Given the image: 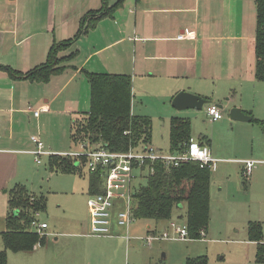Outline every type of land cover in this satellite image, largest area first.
I'll return each instance as SVG.
<instances>
[{"label":"crops","instance_id":"0c3cea01","mask_svg":"<svg viewBox=\"0 0 264 264\" xmlns=\"http://www.w3.org/2000/svg\"><path fill=\"white\" fill-rule=\"evenodd\" d=\"M102 9L96 19L93 13ZM84 19L81 36L59 52L60 71L48 81L27 78L46 62L55 43L79 32ZM92 19L96 22L88 28ZM256 26V0H0V195L28 174L37 149L34 137L46 151L59 153L76 146L73 122L90 110L87 73L129 75L133 88L151 83L171 103L180 91L207 98L210 121L232 131L254 132L250 154L260 158H252L253 170L264 164V81L255 75ZM210 103L226 116L212 120L207 113ZM233 107L253 119H231ZM41 108L45 110L36 115ZM192 138L211 153H222L207 136ZM236 144L234 140V148ZM213 156L216 167L225 160L241 162L245 168L243 161L251 159ZM4 205L0 201V250L5 248L2 234L7 230ZM70 227L81 229L73 221ZM122 230L116 228L117 234ZM61 262L43 258L29 264ZM9 264L16 263L9 259Z\"/></svg>","mask_w":264,"mask_h":264},{"label":"rangeland","instance_id":"374dc122","mask_svg":"<svg viewBox=\"0 0 264 264\" xmlns=\"http://www.w3.org/2000/svg\"><path fill=\"white\" fill-rule=\"evenodd\" d=\"M154 87L151 83L134 87L132 102L133 115H145L151 119L152 146L170 149L171 117L179 114L191 119L192 136H207L214 146L220 147V155L212 150L217 158H260L250 154L254 136L250 128L232 131L228 126L210 121L206 114L207 104L203 109L178 110L162 93H156ZM223 116H226L224 112ZM50 138L52 142L55 140L51 135ZM234 140L237 141L235 148ZM64 149L80 150L81 146L70 145ZM30 164L28 174L17 184L24 186L31 196L45 199L46 207L39 219L49 224V228L44 230L46 243L37 245L31 252L8 250V264L9 259L16 264H29L43 258H57L61 264L72 261L75 264L76 260H81L80 264H187L188 258L198 256H206L208 264H264L258 259V243L250 241L248 236L250 220H260L264 229V164L245 174L241 162H218L212 170L210 223L206 235L186 240L157 238L151 246L141 239L90 234L87 205L90 170L87 166L83 165L76 171L52 170L50 156L46 155L42 156L41 164H37L34 158ZM147 180V177L140 178L137 183L143 186ZM15 186L13 183L6 187L0 195L1 203L2 200L5 202L6 216L14 210L11 192ZM180 213L185 214V207L175 209L173 220L186 222V217ZM72 221L80 223L81 229L71 228ZM168 226L170 234L175 236L170 223ZM131 230L133 234L146 235L149 230L160 234L163 229L161 226L155 229L152 221L138 219Z\"/></svg>","mask_w":264,"mask_h":264},{"label":"trees","instance_id":"16d2710c","mask_svg":"<svg viewBox=\"0 0 264 264\" xmlns=\"http://www.w3.org/2000/svg\"><path fill=\"white\" fill-rule=\"evenodd\" d=\"M122 1V0H120ZM257 26L255 42V75L264 81V0H256ZM117 6V5H116ZM104 9L93 13L96 19ZM92 15V16H93ZM83 20L79 32L70 40L55 43L45 63L41 64L27 78L48 81L60 71L62 48L75 42L83 32ZM92 19L88 28L95 24ZM91 85L90 110L73 122L71 138L76 145L87 142L88 145L100 144L114 151H126L131 146L139 147L151 143V119L147 116L132 114L133 83L129 75L111 73H87ZM191 120L174 116L170 123L171 152H183L192 138ZM52 170H73L80 168L72 157L52 154ZM212 168L200 161L189 160L179 165L166 166L156 163V171L149 175L147 183L136 188L133 198V215L138 220L152 221L157 229L173 220L175 209L185 207L186 224L190 238L198 239L208 230L210 223V201ZM102 191L101 172H90V191L95 194ZM13 212L7 217V230L2 234L5 248L0 250V264H8V250L14 252L32 251L37 245L46 243V234L40 235L31 228V222L37 212L44 211V198L31 196L26 188L16 185L11 192ZM154 231V230H153ZM156 232V231H154ZM249 240L258 243V259L264 261V235L259 221H249ZM187 264H208L206 256L191 257ZM159 264H164L160 262Z\"/></svg>","mask_w":264,"mask_h":264},{"label":"built area","instance_id":"2783aa9c","mask_svg":"<svg viewBox=\"0 0 264 264\" xmlns=\"http://www.w3.org/2000/svg\"><path fill=\"white\" fill-rule=\"evenodd\" d=\"M189 36V35H188ZM45 108L35 111L39 115ZM207 113L212 120L223 118V110L215 103L207 106ZM37 149L33 151L35 161L42 163L43 155L59 154L72 157L80 167L87 166L90 172H101L102 191L89 194L87 199L90 213V234L100 237L123 236L127 240L141 239L151 246L157 238H178L182 240L190 237L186 222L177 223L171 220L169 223L175 230L176 235H171L169 226L164 228L160 234L153 230L146 235L133 234L132 226L137 220L133 215V198L136 188L139 186L137 180L148 177L156 171V163L163 162L166 166L179 165L189 160L200 161L202 165L216 168L217 159L212 155L209 148L203 146L199 141L191 138L187 149L183 152L163 151L154 147L151 143L144 146H131L126 151H114L100 144L88 145L87 142L80 144V150L64 152H51L44 149V143L37 136L34 137ZM245 174L253 171L255 160H244ZM40 212L35 214L31 222V229L40 234H45L48 227L47 222L39 219ZM116 228L124 229L117 234ZM203 236L206 235L202 232Z\"/></svg>","mask_w":264,"mask_h":264},{"label":"water","instance_id":"95a60500","mask_svg":"<svg viewBox=\"0 0 264 264\" xmlns=\"http://www.w3.org/2000/svg\"><path fill=\"white\" fill-rule=\"evenodd\" d=\"M209 103V100L199 94L180 91L173 98L172 104L178 110L187 108L203 109ZM230 117L233 120L250 121L253 117L243 111L240 107H233L230 109Z\"/></svg>","mask_w":264,"mask_h":264}]
</instances>
